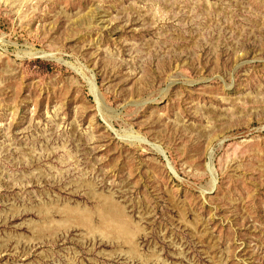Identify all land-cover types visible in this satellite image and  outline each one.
Returning <instances> with one entry per match:
<instances>
[{
  "label": "rangeland",
  "instance_id": "rangeland-1",
  "mask_svg": "<svg viewBox=\"0 0 264 264\" xmlns=\"http://www.w3.org/2000/svg\"><path fill=\"white\" fill-rule=\"evenodd\" d=\"M0 264H264V0L0 1Z\"/></svg>",
  "mask_w": 264,
  "mask_h": 264
},
{
  "label": "bare ground",
  "instance_id": "bare-ground-1",
  "mask_svg": "<svg viewBox=\"0 0 264 264\" xmlns=\"http://www.w3.org/2000/svg\"><path fill=\"white\" fill-rule=\"evenodd\" d=\"M0 1H2V0H0ZM32 53V52H31ZM34 53H36V52H34ZM43 54H44V52H43ZM90 87H91V91L92 92H94V90H95V84L93 83V81H90ZM98 103H99V101H98V99L96 100ZM129 134V133H128ZM133 135V134H132ZM135 135V134H134ZM137 136H139V135H137ZM137 136H133V138H136V139H138V137ZM128 137H130L129 135H128ZM141 138V137H140ZM131 140H132V138H130ZM142 139H144V137L142 138ZM141 140V139H140ZM140 140H138V141H140ZM143 141V140H142ZM144 142V141H143ZM145 142H148V140L146 141L145 140ZM149 143V142H148ZM151 144V143H150ZM152 145L154 146H152L153 148H155L160 154H162V152H164V150H161V148L157 145V144H153L152 143ZM151 146V145H150ZM213 148V147H212ZM211 149V148H210ZM158 153V154H159ZM213 154H214V151L211 149L210 150V153H209V158H208V161H207V163H206V170H207V172L209 173V174H212V184L214 185V183H216V178H215V175H214V173H213V169H212V160H213ZM168 166V165H167ZM168 168L170 169V172H172L173 174H175V172H174V170H173V168L172 167H169L168 166ZM109 207H110V211L111 210H113V207L111 206V204L109 205ZM81 212V211H80ZM83 212V211H82ZM112 212V211H111ZM77 213H78V211H77ZM83 213H86V212H83ZM100 216H101V218H102V220L104 221L103 222V224L104 223H106L107 221H109V223L108 224H111V223H114V227L116 228V229H114V232H112V233H114V236L117 238V239H122L126 244H128L129 245V247H130V250L132 251V252H135V249H136V245H135V233H132V232H128V230L125 228V227H123V226H121V224L119 223V222H117V221H110V219H109V217L108 216H106V215H104V214H100ZM80 220H81V223H82V225L85 227V228H87L88 230H94L95 229V227L92 225V219L88 216V215H86V214H81L80 215ZM80 220H79V222H80ZM107 224V225H108ZM68 225H70L69 223H68ZM72 225V224H71ZM70 225V226H71ZM87 232V231H86ZM88 233V232H87ZM92 233V232H91Z\"/></svg>",
  "mask_w": 264,
  "mask_h": 264
},
{
  "label": "water",
  "instance_id": "water-1",
  "mask_svg": "<svg viewBox=\"0 0 264 264\" xmlns=\"http://www.w3.org/2000/svg\"><path fill=\"white\" fill-rule=\"evenodd\" d=\"M162 156H163L164 160L166 161L167 165H168L169 167H171V164H170L169 160L167 159V156L165 155L164 152H162ZM211 164H212V169H213V171H214L213 160H212V163H211Z\"/></svg>",
  "mask_w": 264,
  "mask_h": 264
}]
</instances>
